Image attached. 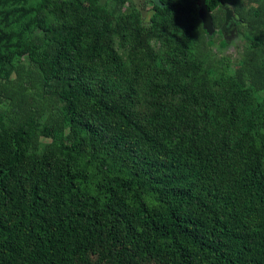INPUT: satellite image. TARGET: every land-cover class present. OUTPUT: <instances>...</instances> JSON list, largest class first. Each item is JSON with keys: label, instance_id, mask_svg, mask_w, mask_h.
<instances>
[{"label": "trees", "instance_id": "1", "mask_svg": "<svg viewBox=\"0 0 264 264\" xmlns=\"http://www.w3.org/2000/svg\"><path fill=\"white\" fill-rule=\"evenodd\" d=\"M47 1L73 7L77 24L48 23L41 16ZM83 1L0 0V117L8 128L0 129V264H88L97 246L96 264H142L144 256L155 264H264V159L256 153L264 126V0H230L238 31L254 40L229 77L207 56L210 33L193 9L195 88L178 90L185 99L168 107L160 99L174 87L161 79L171 72L152 74L147 66L135 76L154 95L145 124L134 116L133 90L114 100L104 85L86 83L81 43L88 37L97 43L105 22L96 0ZM187 3L191 8L193 0ZM169 7L153 0L154 15ZM219 8L213 25L224 21ZM95 43L87 58L105 51L111 61L104 69L127 74L132 62L103 45L95 50ZM196 85L204 89L199 95ZM186 118L197 124L196 134L188 122L182 123L189 135L179 128ZM202 132L214 141L199 150ZM46 134L59 135L76 158L62 160L54 173L48 167L22 173L23 159L35 157ZM102 144L109 148L102 151ZM213 173L228 176L238 190L237 197L227 195L231 216L205 193ZM245 221L254 222L247 231Z\"/></svg>", "mask_w": 264, "mask_h": 264}, {"label": "rangeland", "instance_id": "2", "mask_svg": "<svg viewBox=\"0 0 264 264\" xmlns=\"http://www.w3.org/2000/svg\"><path fill=\"white\" fill-rule=\"evenodd\" d=\"M36 0H25L23 4H35ZM42 0H39L41 2ZM80 4H86L83 0H77ZM100 6V15L105 22V30L100 38L95 43L94 39L88 37L81 43L82 62L86 69L87 74L84 75L86 83L93 88H98L100 84L104 85L109 91L111 99L119 100L128 96L127 90H133L134 96L132 98V109L134 110L135 118L145 124L148 113L153 109L154 95L150 92V87L144 83L142 76H137L143 72L147 66H153L152 70L148 72L154 74L153 71H166L171 72L165 78L159 79L163 85H168V94L161 98L164 104L168 107L179 105L185 99L183 93L177 92L178 90L190 91L194 89L193 76L197 73L198 69L192 64L191 46L195 36V28L197 19L193 9H198V1L193 0L192 7L188 6V0H167L170 7L167 11H162L157 15L153 14V0H96ZM48 8L42 9V14L48 23L54 26H70L78 22V15L73 7H64L61 9L55 8L54 5L48 1ZM207 9L210 14L220 9L221 15L224 17V22L221 25H213V30L207 35L209 41V51L207 56L215 62L222 63L223 71L226 77L230 76L236 61L244 46L250 41L254 40L247 34H242L238 31L237 23L234 22L232 14V5L230 0H206ZM35 13V11L32 12ZM154 15V16H153ZM152 17L154 22H152ZM224 41V45L220 44ZM95 43V50L103 45L110 49V51L122 62L131 63L127 69V74H117V72L104 69L106 63H110V55L105 51H95L96 60L87 58L85 52L87 48ZM18 45V43H17ZM19 53L22 51L19 50ZM81 65V64H80ZM139 65L142 68L135 71V66ZM80 66H75L73 73L76 74ZM90 68V69H89ZM84 69V68H83ZM81 73V71H80ZM108 82L109 85L106 83ZM176 85V86H175ZM225 83L222 85H215V91L225 88ZM109 87L111 90H109ZM196 95H199L204 89L201 85H196ZM213 87V89H214ZM164 89V88H163ZM251 102L255 105L257 99L249 95ZM187 102V101H186ZM189 104V103H188ZM156 106V104H154ZM190 106H193L190 104ZM194 107V106H193ZM235 108V106H234ZM186 112L190 109L185 106ZM187 116V115H184ZM190 118L181 120L178 124L179 128H183L187 135L190 132V123L192 127V135L196 134L198 129L197 124L193 123ZM5 123L3 117H0V129ZM203 126H201L202 128ZM259 144H261L260 151L256 153L264 159V126L259 131ZM200 140L197 141L196 146L199 150L208 143L211 144L213 134L207 136L205 133H200ZM253 134V131L249 135ZM59 135L46 134L40 136L37 149L34 152L35 157H27L22 161L20 171L38 173L41 167L50 168L52 173L56 171L60 162L65 158L73 161L76 154L64 147L58 141ZM100 143H96L99 148ZM102 151L109 148L107 145L102 144ZM206 151V149L204 150ZM249 151H252L249 150ZM254 152V151H253ZM85 153H88L85 151ZM195 159V158H193ZM194 165H199L201 162L191 161ZM238 167H241L240 165ZM93 171V167L89 169ZM228 176L213 173L209 179H205L203 186L207 187L205 193L213 199H218V211L223 215L230 213V208L226 205L228 196L237 197L238 190L234 188L233 183L227 178ZM200 188V187H199ZM201 189V188H200ZM230 194V195H229ZM228 195V196H227ZM214 201V200H213ZM239 205H243L242 200ZM243 223V222H242ZM254 224L252 221H245L241 224L243 230H248L249 225ZM102 247L97 246L89 253V263L96 264L101 258ZM142 264H155V260L151 256L139 257L138 259ZM102 263L107 262L105 260Z\"/></svg>", "mask_w": 264, "mask_h": 264}, {"label": "water", "instance_id": "3", "mask_svg": "<svg viewBox=\"0 0 264 264\" xmlns=\"http://www.w3.org/2000/svg\"><path fill=\"white\" fill-rule=\"evenodd\" d=\"M197 1H198V9H197L198 17L201 20L203 28L208 33H211L213 30V21H212V16L207 9L206 0H197Z\"/></svg>", "mask_w": 264, "mask_h": 264}, {"label": "flooded vegetation", "instance_id": "4", "mask_svg": "<svg viewBox=\"0 0 264 264\" xmlns=\"http://www.w3.org/2000/svg\"><path fill=\"white\" fill-rule=\"evenodd\" d=\"M194 1H197V0H194ZM232 14H233V17H231V18L234 19V22H237V17H235V15H234V13H233V10H232ZM223 22H224V21H223Z\"/></svg>", "mask_w": 264, "mask_h": 264}]
</instances>
